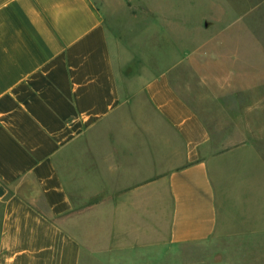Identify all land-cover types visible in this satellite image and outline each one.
Returning a JSON list of instances; mask_svg holds the SVG:
<instances>
[{"label":"crops","instance_id":"crops-1","mask_svg":"<svg viewBox=\"0 0 264 264\" xmlns=\"http://www.w3.org/2000/svg\"><path fill=\"white\" fill-rule=\"evenodd\" d=\"M116 54L97 0H0V264H125L242 235L224 206L264 173L252 126L207 118L220 93L183 83L194 57L125 84Z\"/></svg>","mask_w":264,"mask_h":264},{"label":"rangeland","instance_id":"rangeland-1","mask_svg":"<svg viewBox=\"0 0 264 264\" xmlns=\"http://www.w3.org/2000/svg\"><path fill=\"white\" fill-rule=\"evenodd\" d=\"M97 1L117 52L121 83L143 84L176 66L182 56L194 57L189 71L195 74L190 72L183 83L196 87L195 97L220 93L214 98L219 109L206 113L207 118L227 127L228 114L239 117L243 126H252L264 155V0ZM206 54H214V60L207 61ZM256 171L255 177L248 175L254 182L251 193L232 191L224 206L242 235L141 253L137 260L131 255L125 264H264V173ZM230 182L234 187L240 179ZM245 228H257L256 233L246 234Z\"/></svg>","mask_w":264,"mask_h":264}]
</instances>
